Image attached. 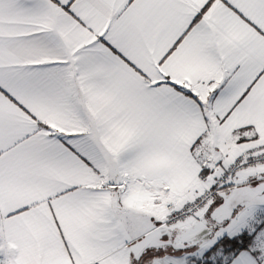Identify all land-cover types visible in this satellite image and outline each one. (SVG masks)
Returning a JSON list of instances; mask_svg holds the SVG:
<instances>
[{
    "label": "snow or ice",
    "instance_id": "1",
    "mask_svg": "<svg viewBox=\"0 0 264 264\" xmlns=\"http://www.w3.org/2000/svg\"><path fill=\"white\" fill-rule=\"evenodd\" d=\"M0 264H264V0H0Z\"/></svg>",
    "mask_w": 264,
    "mask_h": 264
}]
</instances>
